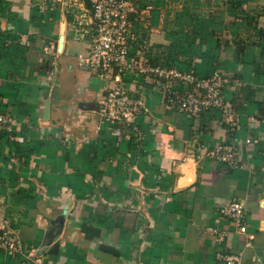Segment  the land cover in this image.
<instances>
[{
    "label": "crops",
    "instance_id": "0c3cea01",
    "mask_svg": "<svg viewBox=\"0 0 264 264\" xmlns=\"http://www.w3.org/2000/svg\"><path fill=\"white\" fill-rule=\"evenodd\" d=\"M54 1L36 19L41 4L0 0V198L30 253L0 264H215L220 249L264 264V0H136L152 60L216 73L232 110L177 112L170 80L145 85L138 139L100 117L118 83L74 68L85 1ZM232 200L244 234L219 213Z\"/></svg>",
    "mask_w": 264,
    "mask_h": 264
},
{
    "label": "built area",
    "instance_id": "2783aa9c",
    "mask_svg": "<svg viewBox=\"0 0 264 264\" xmlns=\"http://www.w3.org/2000/svg\"><path fill=\"white\" fill-rule=\"evenodd\" d=\"M87 6L84 22L80 25L78 38L86 41V48L77 54L74 68L84 74L98 75L106 82L117 85L106 86V94L99 111L101 119L113 126L117 132L126 129L135 138H140L136 119L142 114L143 101L139 95L142 86L156 87L161 81L170 80L172 88H164L167 106L177 112L197 116L206 109L218 108L222 114L232 112L224 104L220 94V81L214 73L202 78L192 71L181 72L175 67L156 65L152 60L151 44L136 22H143L152 6L140 8L136 0H84ZM140 8V11L139 9ZM135 16V19L132 16ZM138 85V97L131 96L125 87L127 83ZM108 84V83H107ZM186 85L187 89L176 86ZM10 119L0 112V129L10 132ZM250 142V138L246 140ZM230 147L224 151L215 147L214 155L221 160H232ZM1 186V181H0ZM219 213L233 221L238 233L246 232L245 211L238 200L226 202L219 207ZM218 243L222 237L217 238ZM223 245H221L222 247ZM218 251L215 264H242L240 253ZM0 251L7 259L18 255L28 257L20 244L17 230L11 220L4 216L3 200L0 198Z\"/></svg>",
    "mask_w": 264,
    "mask_h": 264
},
{
    "label": "trees",
    "instance_id": "16d2710c",
    "mask_svg": "<svg viewBox=\"0 0 264 264\" xmlns=\"http://www.w3.org/2000/svg\"><path fill=\"white\" fill-rule=\"evenodd\" d=\"M86 5L89 7V4H88V2L86 1ZM35 10H33L34 11V18H38L39 19V17H44V14L43 13H45L46 11H40L39 9L40 8H38V7H36V8H34ZM49 11V10H48ZM5 12H6V8L5 7H0V14L1 15H4L5 14ZM37 13V14H36ZM260 32H262V31H260ZM158 63V62H157ZM157 63H156V65H157ZM158 64H160L161 66H163V67H167V68H169V67H173L172 65H171V62L169 61V60H166V61H163V62H160V63H158Z\"/></svg>",
    "mask_w": 264,
    "mask_h": 264
},
{
    "label": "rangeland",
    "instance_id": "374dc122",
    "mask_svg": "<svg viewBox=\"0 0 264 264\" xmlns=\"http://www.w3.org/2000/svg\"><path fill=\"white\" fill-rule=\"evenodd\" d=\"M32 3H37V4H41L42 7H40V11L43 10L44 8V3L47 4L46 1H51V2H55L54 0H30ZM80 1V0H79ZM66 2H72V0H66Z\"/></svg>",
    "mask_w": 264,
    "mask_h": 264
}]
</instances>
